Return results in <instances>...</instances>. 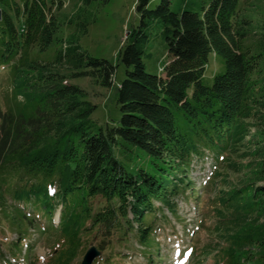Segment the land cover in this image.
Segmentation results:
<instances>
[{
	"label": "trees",
	"instance_id": "1",
	"mask_svg": "<svg viewBox=\"0 0 264 264\" xmlns=\"http://www.w3.org/2000/svg\"><path fill=\"white\" fill-rule=\"evenodd\" d=\"M95 1L110 0L83 4ZM172 1L158 0L154 7L153 0L137 1L139 25L118 54L127 68L117 88L120 118L93 131L90 117L96 106L84 100L85 91L64 84L54 65L31 57L33 50L45 52L53 42L60 27L54 12L63 7V0H0V67L10 69L15 90L24 91L28 101L13 111L0 107V172L6 173L0 175V207L13 201L9 205L30 224L44 215L53 231L45 235L61 230L79 244L83 235L94 234L103 253L113 251L112 243L106 246L112 238L127 242L134 235L149 248L143 252L151 261L156 254L151 249L159 244L155 227L162 225L157 214L169 223L163 208L174 212L171 201L191 185L194 159L220 155L205 183L214 193L213 206L224 227L223 234L220 227L215 231L224 242L215 248L213 264H264L263 57L243 52L241 0H209L202 14L174 12ZM152 45L171 57L155 74L144 61L152 55ZM213 55L224 69L214 74L209 86L204 78ZM76 56L83 69L72 77L85 76L108 89L114 86L116 68L109 61L84 52ZM62 59L59 54L56 62ZM255 117L254 124H247ZM242 148L247 152L241 156L252 160L234 159ZM222 153H228L224 161ZM118 156L148 160L134 169ZM241 171L246 173L242 178H230V173ZM29 206L42 215L33 211L36 216L28 218ZM228 211L241 221L234 230L221 215ZM209 255L204 250L199 260ZM99 260L117 264L111 255Z\"/></svg>",
	"mask_w": 264,
	"mask_h": 264
},
{
	"label": "rangeland",
	"instance_id": "2",
	"mask_svg": "<svg viewBox=\"0 0 264 264\" xmlns=\"http://www.w3.org/2000/svg\"><path fill=\"white\" fill-rule=\"evenodd\" d=\"M138 0H110L107 3L95 1L89 5H84L83 0H63V7L55 10V17L60 24L58 32L53 37V42L45 52L32 51L31 57L41 64L54 65L53 71L65 77L64 84L79 86L86 95L84 100L96 106L90 120L91 130L97 131L107 124H114L120 118L117 107V88L126 77L127 68L118 60V54L127 44V35L139 25V16L135 11ZM158 0H153L151 6L154 7ZM209 0H173L171 8L174 12L184 10L202 14L208 6ZM239 31L244 35L242 38L243 52L250 51L254 55H262L264 68V40L262 32L264 30V0H241L238 8ZM237 21V20H236ZM246 21L247 24H243ZM84 52L95 58L109 61L116 68L114 76V86L111 89L104 88L94 80L78 76L72 77L75 72L81 71L80 58L77 53ZM151 56L145 57L144 61L147 71L151 74L158 73L160 66H164L171 60V57L160 47L151 48ZM63 56L62 61L56 62L57 56ZM165 54V55H164ZM224 69V65L213 55L206 69L204 83L212 85L214 74ZM63 84V82H62ZM24 91L15 90V84L10 76V69L0 67V107L6 111L15 110L17 107H24L27 97ZM257 118L246 121L247 124H254ZM253 133L254 128L248 127ZM250 139L247 138L246 143ZM247 152L242 148L234 159L243 163L252 160L251 157L244 159L241 155ZM224 161L228 153H222ZM215 159L211 154L203 158H196L193 161L192 171L189 175L191 185L185 191L173 197L171 203L176 205L174 212L168 207H164L165 216L169 223L159 217L156 226V238L159 241L156 252L153 255L151 264H213L216 247H221L223 240L215 232L220 227L221 234L224 233L223 226L219 223L221 217L217 209L213 206L214 193L207 191L205 183L214 171ZM118 159L128 168L139 169L148 160L143 156L140 160L125 161ZM224 163V162H223ZM246 173H230L232 180L242 178ZM0 175H6L4 171ZM218 178H214V184H218ZM257 184H263L259 181ZM8 207H0V264H82L86 252L98 245L99 237L93 239L94 234L81 237L79 244L74 243L72 238H68L61 230L53 235H45L53 232L46 222L48 219L43 215L32 224L23 221V214L17 212L9 204ZM156 206H161L155 202ZM21 208V204H18ZM42 215L43 211L34 207H27L25 212L28 218ZM32 214V215H31ZM228 218L231 229H235L241 223L239 217L230 211L221 214ZM178 216V217H177ZM60 209L53 218V224L59 227ZM37 218V217H35ZM132 218V217H131ZM22 225H20V222ZM232 219V220H231ZM253 221L260 218L252 217ZM46 228V229H45ZM137 230V225L135 226ZM22 231V235H19ZM45 232V233H44ZM42 233V234H41ZM124 238L125 235H122ZM19 240L20 245L14 246ZM112 243L114 248L111 252L101 251V255L92 264H105L99 260L106 255H111L117 264H149L151 261L143 251L149 252V248H144L139 240L131 235L129 240L123 241L118 237L112 238L106 246ZM209 246L203 248L204 246ZM14 246V248H13ZM72 250V251H71ZM206 250L210 253L205 259L199 260L201 253ZM71 251V252H70ZM192 251L193 254L190 253ZM148 255V253H146ZM121 256V257H119Z\"/></svg>",
	"mask_w": 264,
	"mask_h": 264
},
{
	"label": "water",
	"instance_id": "3",
	"mask_svg": "<svg viewBox=\"0 0 264 264\" xmlns=\"http://www.w3.org/2000/svg\"><path fill=\"white\" fill-rule=\"evenodd\" d=\"M0 20H1V10H0ZM100 255V253L96 250V248L92 247L89 249L82 261V264H92L95 258H97Z\"/></svg>",
	"mask_w": 264,
	"mask_h": 264
}]
</instances>
